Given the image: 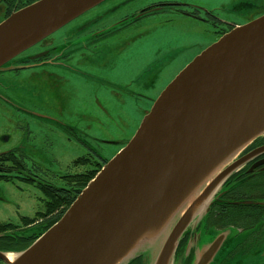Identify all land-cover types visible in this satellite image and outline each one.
I'll return each mask as SVG.
<instances>
[{"label":"water","instance_id":"obj_1","mask_svg":"<svg viewBox=\"0 0 264 264\" xmlns=\"http://www.w3.org/2000/svg\"><path fill=\"white\" fill-rule=\"evenodd\" d=\"M104 0H35L0 21V66ZM264 133V14L197 54L154 99L127 143L80 190L64 213L6 264H123L149 233L166 229L150 264H171L184 229L209 209L216 189L264 144L213 174L224 158ZM264 158L256 163H263ZM251 203V201H247ZM145 244V243H144ZM193 264H207L215 238ZM147 254V255H146Z\"/></svg>","mask_w":264,"mask_h":264},{"label":"rangeland","instance_id":"obj_2","mask_svg":"<svg viewBox=\"0 0 264 264\" xmlns=\"http://www.w3.org/2000/svg\"><path fill=\"white\" fill-rule=\"evenodd\" d=\"M185 1L192 4L201 2L211 8L224 5L225 9L219 11L220 17L239 23L255 17L242 16L245 14L246 6L237 4L233 0ZM18 2L19 8L29 4L28 0H15V3ZM144 4L142 0H104L53 33L60 38L67 32L64 29H69V26L85 20L87 16L97 14L98 16H123L133 8ZM8 11V6L0 1V21L8 15ZM150 19V26L160 21L152 28L148 25L144 27L146 21L133 26L134 32L130 31L127 36L135 40L128 44L130 39L125 41L123 37L125 34L108 35L107 40H101L96 44L91 43L88 39L90 30L87 34L83 32L84 27L77 30L75 38H60V41L56 43L65 52L72 54L74 60L77 61L76 65L74 64L76 67L85 69L86 72L98 78H105L113 84L123 86L128 84L130 91H117L115 86L112 89L109 85L99 84L97 77L89 78L79 71L76 72L77 74H71L64 70L57 74L60 76V79L56 81L58 84L48 85L50 89L48 90L44 83L54 81L52 79L54 73L41 68H28L19 74L15 73L14 79L7 80L11 83L3 84V88H0V97L6 99L10 108L14 110L0 106V136L7 135V133L9 136L8 140L0 143V149L20 140L22 133L18 125L23 124L24 135L29 137L26 139L29 144H27V153L39 162L35 165L15 164L14 166L10 163L1 165L6 169L2 168L0 174L9 177V180H0V222L7 221L15 224L11 232L30 235L35 240L56 221L68 206H65L64 196L49 192L51 187H66L71 191V189L78 188L80 183L81 190L89 181H85L89 172L94 168L97 172L127 143L145 113L150 109L153 100L175 75L213 40L210 36V40H204L207 37L199 34L197 31L199 27L192 25L190 20L177 17L173 21H164L165 18L158 16ZM210 35L215 34L210 33ZM38 47L34 44L26 52L37 51ZM13 91L26 96L27 99H17L10 94ZM50 96L59 101L58 115L50 110ZM40 113L55 114L60 120V125L64 123L65 126L73 127L87 145L73 136L69 137L68 131L53 121H49V126L40 122L37 117ZM21 114H25V117ZM257 137L264 139V133ZM88 145L95 149V153H98L100 157L95 156L96 161H93L94 158L91 157L90 161L73 163L75 158L87 153ZM244 148L224 158L203 178L193 188L191 196L180 204L173 217L177 216L178 211L187 202L195 199L202 186L213 174L233 160ZM86 155L89 157L88 153ZM79 173H83L82 177L78 175ZM223 184L224 182L216 189L213 196L223 187ZM47 191L49 196L45 194ZM204 204L199 202L195 205L194 214L196 216L192 220L193 224L204 210ZM174 219L170 220L168 226ZM167 227L160 233L155 231L152 234L149 233L150 235L147 234L137 247L135 253L143 250L151 253V255H143L144 264H150L155 258L161 239L168 230ZM195 232L197 250L209 247L215 238L220 240L217 253L207 262V264H219L225 247L230 245L234 239L236 228L227 226L214 230L201 224ZM215 255L216 259H214ZM257 259H259L256 260L257 264H264V257ZM235 262L230 259L223 264H235Z\"/></svg>","mask_w":264,"mask_h":264},{"label":"flooded vegetation","instance_id":"obj_3","mask_svg":"<svg viewBox=\"0 0 264 264\" xmlns=\"http://www.w3.org/2000/svg\"><path fill=\"white\" fill-rule=\"evenodd\" d=\"M234 1L237 2V4H243L246 6V9L244 10L245 14H243L242 16L255 17H251L250 19L239 23L237 21H233L227 18L223 19L220 17L221 15L219 11L225 9L224 5L220 6L219 8H211L201 2H193L192 4L191 2L185 0H142V2L145 3L144 5H142L141 7L133 8L130 12H127L123 16H98V14L95 16H87L85 20L79 21L74 26H69V29L63 28L67 32L65 35H61L60 38H75V36H77V30L84 27L83 32H86L88 34L90 30L91 34L89 33L90 36L88 39L91 43L96 44L101 40H107V37H109L108 35L125 34L123 35V37H125V41H128L130 39L127 42L128 44L130 41L135 40L131 39L130 36H127V33H129L130 31L134 32L133 26L140 24L143 21H146L144 27L148 25L150 28H152L160 21L158 20L157 23H155L153 26H150V18H154L156 16H158L159 18H165L164 21H173L177 17H181V19L184 18L185 20L192 21V25L198 26L199 29H197V31L199 32V34H203L207 37L204 40H210L209 36L213 37V40H211L208 45L206 44L207 46H209L210 44L215 42L220 36L230 31L234 27L244 24L264 14V0H233V2ZM106 19L107 21H105ZM210 33H214L215 35L211 36ZM87 34L83 35L86 36ZM60 38L56 37V35L52 32L35 43L39 46L37 51L33 52L32 50L29 53L26 52V50L34 46L33 44L32 46L21 51L20 53L13 56L10 60L2 64L0 66V88H3V84L11 83L7 80L14 79V77L16 76L15 73L19 74L23 70H28V68H41L43 70H47L51 73H54V76L52 78L54 81L51 80L49 83H44L45 87H47L48 90H50L48 85L53 86L54 84H58L56 81L60 79V76L57 74H59V72L62 70L71 74H77L76 72L79 71L85 77L96 78L97 76L86 72L85 69L78 68L75 66L77 61L74 60L72 54L68 51L65 52L63 48L59 47V45L56 44L60 41ZM121 44H123V42ZM97 79L99 81V84L102 83L107 86L109 85L112 89L113 86H115L117 88V91H130V89L128 88V84L123 86L117 85L115 83L113 84L105 78L97 77ZM38 83L40 85V82ZM10 94L15 96L19 100L27 99L26 96L18 94L14 91ZM49 99L50 110L58 115V99L51 96L49 97ZM1 105L11 109L8 102L3 97H0V106ZM53 113H40V115H38L37 117L40 119V122L47 124L48 126L49 121H53L54 123L59 124V126L68 131L69 137L73 136L77 140L87 145V143L82 138H80L77 131H75L73 127L65 126L64 123L60 125L59 118ZM22 116L25 117V114H23ZM54 119L57 120L54 121ZM23 126V124L18 125L22 133V137L20 138V140H18V142L14 143L13 145L0 149V170L2 168L6 169L5 166H1L5 163H10L14 166L15 164H39V162L36 161L31 154L29 155L27 153L28 142L26 141V139L29 137L24 135ZM28 130L30 131L29 128ZM29 133L30 132H28V135H30ZM8 139V133L7 135H2L0 136V143L2 144V141ZM263 144V137L256 141L252 140L235 158L241 157L244 154H247L251 150ZM94 150L95 149L88 145L87 153L89 154V157L86 155L87 153L84 154V156L81 155V157H87L90 161L91 157L95 158V155H93L95 154ZM263 158L264 151L254 154V156L250 157L247 161L242 163L240 167H238V169H236V171L240 170V172L235 176L238 177L239 174L243 171V169L247 172V174L254 173V171L260 169H264V162L256 163ZM222 186L223 187L220 188L217 193H215L211 200L215 199L216 197L220 201H232L244 204H248L247 201H251L252 203V200H254L246 198L234 200L232 198V195L230 193L228 194L227 192V188L229 186H227V184L225 185V183ZM239 192L243 194H259L254 189H246ZM258 202L260 204H264V200H258ZM210 205L209 208L211 207ZM220 205L222 206L218 211L217 221H209V219L207 218V213L209 211L208 209L207 211L202 210L199 217L196 218V220L194 221V224L192 223V221L188 224V226L184 229L180 238L178 239L177 245L172 255L171 264H193L197 253L200 251L199 249L197 250V248L195 247L197 243V241L195 240V231L201 224H204L206 228L214 230H220L227 226H232L236 228V234L234 236V239L230 243V245L225 247L223 253L221 254V258L219 259V264L228 262V260L230 259L235 260V264H257L256 260H259L257 258L264 257V213L261 212L262 214H259L257 216L256 213L253 211V207L249 205H247V207L237 206L236 208L238 210H244L245 207L246 209H248V211H243V213L236 214V216H234V219L241 220H236L235 222H233V220L230 219L228 213H224V211H226L225 209H228V207H226V204L224 205V203H221ZM258 210H262L264 212L263 207H260V209ZM214 254L215 252L212 255ZM216 257L217 256L215 255L214 259H216Z\"/></svg>","mask_w":264,"mask_h":264},{"label":"trees","instance_id":"obj_4","mask_svg":"<svg viewBox=\"0 0 264 264\" xmlns=\"http://www.w3.org/2000/svg\"><path fill=\"white\" fill-rule=\"evenodd\" d=\"M0 1H2L6 6H8L9 11L7 12V14L19 8V2L15 3V0H0ZM28 1L30 3L34 0H28ZM259 139L261 138L257 137L255 141ZM95 152L96 150H94V153ZM95 156L100 157L98 153H95ZM85 160H88V158L79 156L73 160V163L75 162L80 163ZM93 161H96V159L94 158ZM95 172H96L95 168L91 170L87 175V178H85V181L90 180L94 176ZM239 172L240 170L231 173L224 181L225 185L227 184V186H229L227 188L228 194L230 193L234 200H238L240 198L254 199V200H252V203L244 204V203H238L232 201H220L219 199L215 198L214 201L211 202L210 205L211 207L209 208V211L207 213V218L209 219V221L211 222L217 221V214L222 206L220 205L221 203H224V205L226 204V207H228V209H225L226 211H224V213H228L230 219L233 220V222H235L236 220H241V219H234V216H236V214L243 213V211H248V209L245 208L247 207V205L253 207V211L256 213L257 216L259 214L264 213L262 210L260 211L258 210L260 209V207L264 208V204H260L258 202V200H264V169L254 171V173H249V174H247V172L243 169V171L239 174L238 177L235 176ZM82 174L79 173L78 175L82 177ZM8 178L9 177L5 176L4 174H0V180L4 179L7 181L9 180ZM78 181L80 182V180ZM80 186L82 185H80L79 183V187L74 190L71 189V191L68 190L66 187L52 186L51 187L52 189H50L49 192L54 193L55 195L64 196L65 206H68L74 199L76 193L80 191ZM246 189H254L259 194H243L239 192ZM49 192L47 191L45 194L49 196ZM237 206H245V207L244 210H238L236 208ZM13 227H15V224L11 222H7V221L0 222V250H22L33 241V237L30 235H22L18 232H11V229ZM143 255H144L143 253H139L133 256L132 258H130L127 262L123 264H144ZM0 264H6V263L0 259Z\"/></svg>","mask_w":264,"mask_h":264},{"label":"bare ground","instance_id":"obj_5","mask_svg":"<svg viewBox=\"0 0 264 264\" xmlns=\"http://www.w3.org/2000/svg\"><path fill=\"white\" fill-rule=\"evenodd\" d=\"M6 258L10 261V263H14L18 258L19 253L17 251H5Z\"/></svg>","mask_w":264,"mask_h":264}]
</instances>
